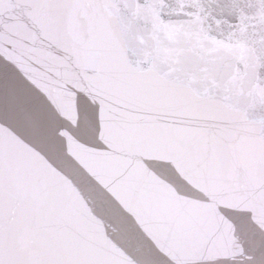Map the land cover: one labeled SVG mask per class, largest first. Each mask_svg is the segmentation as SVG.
I'll return each mask as SVG.
<instances>
[{
  "label": "snow or ice",
  "instance_id": "snow-or-ice-1",
  "mask_svg": "<svg viewBox=\"0 0 264 264\" xmlns=\"http://www.w3.org/2000/svg\"><path fill=\"white\" fill-rule=\"evenodd\" d=\"M0 264H264V0H0Z\"/></svg>",
  "mask_w": 264,
  "mask_h": 264
}]
</instances>
